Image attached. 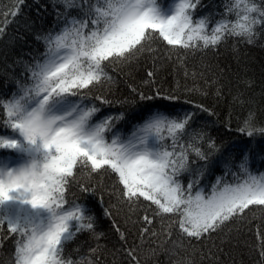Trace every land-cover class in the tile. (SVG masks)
Wrapping results in <instances>:
<instances>
[{
    "label": "snow or ice",
    "instance_id": "obj_1",
    "mask_svg": "<svg viewBox=\"0 0 264 264\" xmlns=\"http://www.w3.org/2000/svg\"><path fill=\"white\" fill-rule=\"evenodd\" d=\"M54 5L56 25L34 34L42 50L17 57L21 75L13 68L7 76L15 91L0 98V150L15 153L0 156V264H108L109 256L110 264H141L142 258L148 264L160 256L167 264H221L228 247L239 246L253 227L256 264H264V172H253L251 160L257 150L245 149L238 160L225 154L207 122L193 127L199 113L215 116L213 109L187 99L192 110L176 107L182 91L208 95L182 89L181 75L185 81L203 78L223 97V70L190 69L187 58L217 50L231 37L253 44L258 27L264 31V0H225L214 24L196 17L202 0H172L167 7L158 0ZM5 31L0 27V39ZM141 69L139 82L131 83ZM167 76L175 87H164ZM121 79L130 95L115 99ZM242 96L238 92L232 102L245 104ZM117 105L116 113L104 111ZM122 121L131 123V131L117 127ZM236 131L250 140L264 137L251 109ZM217 167L222 174L205 191L201 181ZM185 175L187 183L180 179ZM106 176L116 182L110 188L103 186ZM74 187L81 196L100 188L114 199L105 209L117 234L112 248L99 243L104 234ZM113 209L123 213V226ZM85 231L98 243L87 256L70 258L68 243Z\"/></svg>",
    "mask_w": 264,
    "mask_h": 264
},
{
    "label": "trees",
    "instance_id": "obj_2",
    "mask_svg": "<svg viewBox=\"0 0 264 264\" xmlns=\"http://www.w3.org/2000/svg\"><path fill=\"white\" fill-rule=\"evenodd\" d=\"M158 2L167 7L172 0H158ZM227 2L231 4L234 0H227ZM224 4L225 0H202V7L196 11V17H210L214 24L221 19V15L225 11ZM13 11L17 12L14 17L10 15ZM72 14L75 15L76 13L73 12ZM55 15L54 0H23L22 4L20 0H0V27L6 29L3 38L0 39V98H10L9 94L15 91V85L7 79V76L13 74V68L15 76L21 75L22 68L15 64L17 57L29 59L27 53L34 52L37 48L42 50V45L34 39V34L46 33L53 29L57 23ZM228 19L235 21L236 17L229 15ZM207 27L210 29L212 24L207 25ZM187 63L190 69L194 68L197 71L205 65L214 69L217 74L223 70L221 84L224 86V95L218 99L215 96V87L206 86L203 78L198 77L196 80L190 78L185 81L181 75L179 80L182 89L184 85L192 89H205L208 95H202L199 91H182L183 99L176 105L177 111L183 112L193 109L191 104L184 103L185 99L204 104L213 109L216 113L215 116L210 117L207 113H199L193 127L205 126V122H207L206 130L209 136L215 139L218 144L223 145L222 150L225 154L232 153L237 160L245 149L250 147L257 150L251 157L252 171L257 174L264 172V153L258 151L260 147H264V137L257 135L250 140L236 131L247 117L250 109L256 112V122L264 126V31L259 30L258 27V36L253 44H247L239 37H231L226 44H222L217 50L206 53L198 52L195 55L189 54ZM143 74V69H141L135 80L130 82L138 83ZM211 78L212 73H208V79ZM245 81H251L253 86L251 88L246 87ZM162 82L166 88L175 87V80L172 76L162 77ZM113 92L115 99H122L130 95L128 86L123 79L113 89ZM238 92L243 93L242 99L246 101L243 105L232 102V97ZM247 101H252V103H247ZM154 103L161 102L155 101ZM139 107L141 106L138 105L137 108ZM120 110L119 105L104 109L106 113H116ZM128 113L129 116L134 114L131 109H128ZM0 119H3L2 115H0ZM229 119L230 129L226 127ZM117 127L129 132L132 125L122 121ZM2 155L15 157V153L7 150H0V156ZM221 174L222 169L220 167L214 168L212 173L201 181V187L205 191H209L216 176ZM180 179L187 183L189 178L185 175ZM228 179L231 180L232 177L229 176ZM115 183L114 179L107 176L103 180L104 188H110ZM72 191L77 197H80L78 202L82 203L95 217L96 230L104 234L99 243L112 248L117 243V234L112 228V220L105 215V209L111 203H115L114 199L100 188L97 189V194L94 196H81L75 187ZM113 214L123 226L121 219L123 213L116 214L115 209H113ZM256 215L259 216L260 213L257 212ZM255 223L260 224V221L257 220ZM255 232V227L251 232L245 231L239 246L235 243L229 246L227 252L220 258L221 264H256L258 255L255 246L258 244V240ZM134 238L130 236L129 243ZM97 243V240L85 231L77 234V237L68 243L67 252L71 254L70 258L80 259L87 256L88 250L95 247ZM111 259L109 256L108 264H110ZM158 261L160 264H167L164 256L153 258L148 261V264H157ZM141 264H144L143 258Z\"/></svg>",
    "mask_w": 264,
    "mask_h": 264
}]
</instances>
